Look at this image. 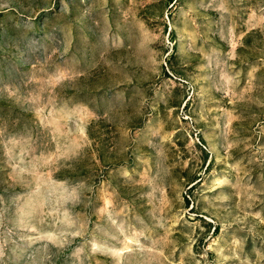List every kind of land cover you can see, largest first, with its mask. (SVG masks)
I'll use <instances>...</instances> for the list:
<instances>
[{
  "label": "rangeland",
  "instance_id": "1",
  "mask_svg": "<svg viewBox=\"0 0 264 264\" xmlns=\"http://www.w3.org/2000/svg\"><path fill=\"white\" fill-rule=\"evenodd\" d=\"M0 264H264V0H0Z\"/></svg>",
  "mask_w": 264,
  "mask_h": 264
}]
</instances>
